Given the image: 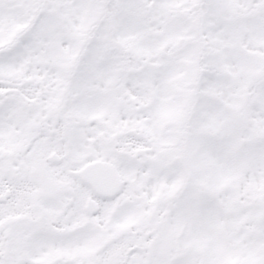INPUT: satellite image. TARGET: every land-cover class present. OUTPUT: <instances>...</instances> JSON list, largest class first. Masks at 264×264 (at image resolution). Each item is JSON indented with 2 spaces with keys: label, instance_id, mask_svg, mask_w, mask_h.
<instances>
[{
  "label": "snow or ice",
  "instance_id": "6c2138e0",
  "mask_svg": "<svg viewBox=\"0 0 264 264\" xmlns=\"http://www.w3.org/2000/svg\"><path fill=\"white\" fill-rule=\"evenodd\" d=\"M0 264H264V0H0Z\"/></svg>",
  "mask_w": 264,
  "mask_h": 264
}]
</instances>
